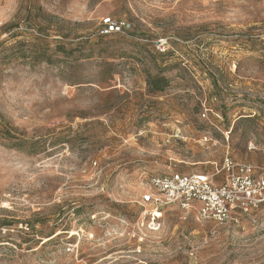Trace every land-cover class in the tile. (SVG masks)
<instances>
[{
  "label": "rangeland",
  "instance_id": "374dc122",
  "mask_svg": "<svg viewBox=\"0 0 264 264\" xmlns=\"http://www.w3.org/2000/svg\"><path fill=\"white\" fill-rule=\"evenodd\" d=\"M263 148L264 0H0V264H264V203L142 201Z\"/></svg>",
  "mask_w": 264,
  "mask_h": 264
},
{
  "label": "built area",
  "instance_id": "2783aa9c",
  "mask_svg": "<svg viewBox=\"0 0 264 264\" xmlns=\"http://www.w3.org/2000/svg\"><path fill=\"white\" fill-rule=\"evenodd\" d=\"M125 22L104 18L100 31L104 35L123 32ZM164 51V43H160ZM264 155V148H263ZM144 204L152 205L153 217L164 206L196 211L198 216L216 225L239 222L244 215L264 203V166L233 160L229 155L220 168L210 174L171 172L154 175L149 189L142 196Z\"/></svg>",
  "mask_w": 264,
  "mask_h": 264
},
{
  "label": "trees",
  "instance_id": "16d2710c",
  "mask_svg": "<svg viewBox=\"0 0 264 264\" xmlns=\"http://www.w3.org/2000/svg\"><path fill=\"white\" fill-rule=\"evenodd\" d=\"M166 79L163 78H152L149 82L150 86L153 88L154 91L161 90L163 87L157 84L158 81H165Z\"/></svg>",
  "mask_w": 264,
  "mask_h": 264
}]
</instances>
